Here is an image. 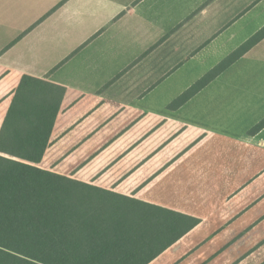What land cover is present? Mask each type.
<instances>
[{
	"label": "crops",
	"instance_id": "obj_1",
	"mask_svg": "<svg viewBox=\"0 0 264 264\" xmlns=\"http://www.w3.org/2000/svg\"><path fill=\"white\" fill-rule=\"evenodd\" d=\"M134 2L0 0L1 124L25 75L67 87L60 119L86 141L64 171L91 157L73 178L198 219L147 264H264V127L251 132L264 119V39L171 107L264 27V0H193L171 36L123 55L136 36L97 30ZM173 2L154 0L142 21L161 22ZM108 151L119 156L108 169L78 178Z\"/></svg>",
	"mask_w": 264,
	"mask_h": 264
},
{
	"label": "trees",
	"instance_id": "obj_2",
	"mask_svg": "<svg viewBox=\"0 0 264 264\" xmlns=\"http://www.w3.org/2000/svg\"><path fill=\"white\" fill-rule=\"evenodd\" d=\"M264 39V27L177 98L176 108ZM67 87L25 75L2 109L0 264H147L198 219L72 177L86 141L61 120ZM264 127V119L251 132ZM79 159V158H78ZM81 159V158H80Z\"/></svg>",
	"mask_w": 264,
	"mask_h": 264
},
{
	"label": "rangeland",
	"instance_id": "obj_3",
	"mask_svg": "<svg viewBox=\"0 0 264 264\" xmlns=\"http://www.w3.org/2000/svg\"><path fill=\"white\" fill-rule=\"evenodd\" d=\"M136 1L137 0H135V2L129 6V7H132L130 10H129V7H127L123 11L117 13L116 16L114 15L115 17L114 16L111 17L107 22L102 24V26L97 30L98 32L101 29L105 28L104 30H101V32H103L112 26L107 31L106 36H110L111 34L120 33V32L121 34H124L125 36H136V39L131 44L127 43V44H123L122 46H120L118 52L123 51L122 52L123 55L140 53L144 50L145 47L150 45L154 39H155L154 40L155 42L153 43H156L157 41L164 39L165 37L171 36L177 29H179L185 23L188 16L189 15L191 16L193 14L191 13L192 7H193V4H192L193 0H174L172 7H171L172 9L170 8V11L165 14L164 19L161 22L155 23L153 26H149L146 22H143L142 20L144 19V17L145 18L147 17L148 19H150V17L155 15L154 9L150 8L151 7L150 4L154 0H139V2L137 3ZM152 6H155V5H152ZM169 17L170 18L172 17V21L171 19H169ZM252 17H253V14L246 20V22H250L251 20H253ZM260 19L261 21L264 19V13H261ZM112 21L114 23H111ZM181 30H184V29H181ZM181 30L179 32H181ZM178 34L176 36H179ZM187 36L189 35L186 31L185 33L181 34L179 38H185ZM144 43L146 44L144 45ZM1 75L2 73H0V76ZM7 79L13 80V77L8 76ZM1 119L2 118L0 117V128L2 125ZM120 143L124 144V143H127V141L122 140ZM132 145L133 143L131 144V146ZM136 148L139 149V145ZM119 149L120 148L118 146L116 150H119ZM127 149L129 148L128 147L122 148V150L119 152L120 153L119 155L123 154ZM116 154L117 152L111 153V151H108V153L104 157L105 160L103 161V165L90 166L85 171V173L78 176V178L79 179H91L92 177L97 175L98 170H104L105 168L108 169L107 168L108 165L113 160H115L117 157H119V156H116ZM112 174H113V171L107 170L105 175L102 176L100 180L101 181L109 180V177H112Z\"/></svg>",
	"mask_w": 264,
	"mask_h": 264
}]
</instances>
